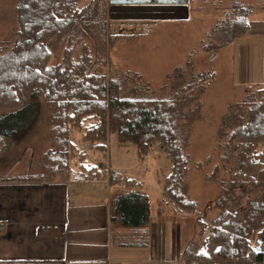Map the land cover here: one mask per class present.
<instances>
[{"label": "trees", "instance_id": "1", "mask_svg": "<svg viewBox=\"0 0 264 264\" xmlns=\"http://www.w3.org/2000/svg\"><path fill=\"white\" fill-rule=\"evenodd\" d=\"M228 1L231 11L203 37L202 49L212 57L217 50L242 37L250 27L246 20L250 12L241 0ZM15 16L14 42L0 54V149L4 138H13L20 130L16 123L14 128L4 130L5 119L19 114L28 101L41 98L52 110V141L44 158L53 171L74 180L108 178L110 185L122 184L127 189L110 198L113 221L123 227L149 225L150 198L139 190L142 184L136 179L120 173L109 175L96 166L82 164L85 152L71 140L72 130L80 131V143L87 144L92 153L106 154L111 133L119 142L134 145L139 157L149 154L154 145L158 146L170 156L174 168L166 177L165 194L181 210L193 211L194 204L184 201L177 193L176 185L185 159L175 140L180 118L183 114L189 115L181 108L197 100V90L202 92L206 88L214 77L213 71L190 75L189 58L184 68L174 70L173 76L183 78L188 74L190 77L180 84L176 80L170 83L173 93L157 99L147 94L126 95L114 74L110 77L99 70L86 43L79 44V58L74 56L76 46L68 44L60 61L49 64L53 57L52 40L63 41L74 30H79V26L94 36L103 33L105 0H89L84 4L80 0H18ZM92 24L97 30H91ZM201 83L204 84L199 85ZM135 85L141 88V84ZM26 107V111H30ZM236 109L235 105L230 107L227 122H235L236 127L226 153L229 158L236 157L235 170L229 180L223 182L213 210L205 220L198 221L200 234L206 229L207 235L183 247L182 264H264L263 90L258 91V97L245 100L241 119L236 117ZM33 113L31 110V120L35 117ZM29 124L27 121L22 124L23 132L29 129ZM11 128L15 130L10 131ZM76 155L79 174L70 167V159ZM31 178L37 180L35 177L19 179L31 181ZM259 240L262 246L257 250Z\"/></svg>", "mask_w": 264, "mask_h": 264}, {"label": "rangeland", "instance_id": "2", "mask_svg": "<svg viewBox=\"0 0 264 264\" xmlns=\"http://www.w3.org/2000/svg\"><path fill=\"white\" fill-rule=\"evenodd\" d=\"M80 1L81 4L87 2ZM17 2L0 0V54L12 45L16 36ZM228 2L197 0L196 11L191 13L189 20L168 21L163 18L127 29L116 27L106 18L103 33H95L97 37L79 26V30H74L70 37L50 43L53 57L49 64L53 65L60 61L63 49L68 44L76 46L74 56L79 58V44L86 43L97 60L99 70L110 77L114 74L126 95L147 94L149 98L157 99L173 93L170 83L175 80L180 84L190 75L213 71L214 77L206 88L202 92L197 90V100L181 108L182 112H189V115L183 114L180 118L175 140L185 159L176 185L177 193L182 195L184 201L194 204L193 211L181 210L165 194L166 177L172 174L174 168L170 156L158 146L154 145L149 154L139 157L132 145H123L111 133L108 135L106 154L103 155L101 152L92 153L87 144L80 143V131L72 130L70 134L73 142L79 146L83 144L80 149L85 152L86 161L82 164L97 166L109 163L116 169L114 172L125 170L127 176L141 179L143 190L151 197L152 222L155 226H163V231L161 229L160 233H155L154 238L157 237L165 247L168 259H172L171 248L176 242L181 245L182 253L183 247L190 241L207 235L206 229H202L200 234L198 221L205 220L213 210L223 182H227L235 170L236 157L229 158L226 154L230 135L236 127L235 122H227L230 107L236 106L235 115L237 113L236 117L241 119L247 98L258 97L259 90H263L264 97V80L257 79L259 76L264 78V61L259 59L261 54L264 55L263 24L246 16L250 28L242 37L217 50L214 57L202 49L204 35L225 16L224 10L231 6ZM91 30H97L96 25L92 24ZM189 58L190 75L175 78L174 70L184 68ZM257 69H263V73L259 72L258 75ZM135 84H141V88L135 87ZM26 105L30 111H26ZM21 110L4 121V130L7 127L14 128L15 123L20 130L13 138L3 139L0 180L14 177L51 180L61 177L44 158L52 141L51 108L41 98H37L33 102L28 101ZM31 110L34 112L32 116H35L32 120ZM25 121L30 124L29 129L23 132L22 124ZM13 128L9 130H15ZM259 148L257 152H260ZM70 167L79 174L77 155L70 159Z\"/></svg>", "mask_w": 264, "mask_h": 264}, {"label": "crops", "instance_id": "3", "mask_svg": "<svg viewBox=\"0 0 264 264\" xmlns=\"http://www.w3.org/2000/svg\"><path fill=\"white\" fill-rule=\"evenodd\" d=\"M241 2L250 12L248 16L264 25V0ZM196 6L197 0H105V20L125 29L163 18L189 20ZM226 8L225 16L231 11V7ZM261 58L264 61L263 54ZM256 71L258 75L263 73V69ZM257 79L264 80L261 76ZM109 166L107 174L120 173ZM125 172L120 174L141 182ZM141 184L139 190L149 196ZM126 190L122 184L110 185L108 178L74 180L70 176L31 181L2 178L0 263L181 264L178 242L171 248L172 259H168L167 250L154 238L155 233L163 231V226L153 224L151 213L150 223L145 227H123L111 219L110 198Z\"/></svg>", "mask_w": 264, "mask_h": 264}, {"label": "built area", "instance_id": "4", "mask_svg": "<svg viewBox=\"0 0 264 264\" xmlns=\"http://www.w3.org/2000/svg\"><path fill=\"white\" fill-rule=\"evenodd\" d=\"M264 161V160H263ZM98 169L103 170V171H109L110 170V166L106 163L103 164H97L96 166Z\"/></svg>", "mask_w": 264, "mask_h": 264}, {"label": "water", "instance_id": "5", "mask_svg": "<svg viewBox=\"0 0 264 264\" xmlns=\"http://www.w3.org/2000/svg\"><path fill=\"white\" fill-rule=\"evenodd\" d=\"M261 246H262V242L259 240L258 241V244H257V250H260L261 249Z\"/></svg>", "mask_w": 264, "mask_h": 264}]
</instances>
